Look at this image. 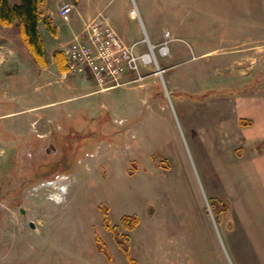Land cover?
<instances>
[{"label": "rangeland", "instance_id": "rangeland-1", "mask_svg": "<svg viewBox=\"0 0 264 264\" xmlns=\"http://www.w3.org/2000/svg\"><path fill=\"white\" fill-rule=\"evenodd\" d=\"M106 2L124 4L115 30L127 44L147 35L159 45L169 33L170 54L155 50L162 78L147 67L141 79L125 75L122 86L98 92L60 72L54 52L96 16L65 22L59 0L41 7L57 31L39 25L45 67L16 25L0 26V264H130L105 225L126 215L139 220L128 247L136 264H259L242 232L253 199L247 181L234 183L231 170L222 179L197 129L221 127L237 96L264 97V0ZM169 57L204 59L185 66L193 93L213 94L202 106L172 93Z\"/></svg>", "mask_w": 264, "mask_h": 264}, {"label": "crops", "instance_id": "crops-1", "mask_svg": "<svg viewBox=\"0 0 264 264\" xmlns=\"http://www.w3.org/2000/svg\"><path fill=\"white\" fill-rule=\"evenodd\" d=\"M63 1L71 2L74 5L70 17H72V13H74V16H97L101 14L100 10L97 11L98 9L110 8L111 13L109 12L106 15L109 17L111 26L115 30V27L118 24L120 25L118 18L120 12L118 9L123 8V3L119 6L109 7L110 4L106 0H59V4ZM93 1L98 2L93 3ZM130 15L135 17L132 15V10H130ZM141 27H144L142 23ZM73 31L75 33L76 29ZM155 39L156 37H154ZM124 43L127 44L125 41ZM134 43L136 42L127 45ZM180 50V46L175 47V52L178 53ZM170 57L168 61L166 60V70L169 73L168 82L174 88L172 93L181 92L186 94L189 98L187 100L192 102L191 105L194 108L202 106L201 104L213 94L205 91L199 95L193 93L195 89H192L186 81L188 71L185 66L190 60L196 59V62H202L204 59L202 57L186 58L187 62L182 64L176 58L170 59ZM199 67H197V70H199ZM231 114L221 127L208 126L197 130L201 141L205 144L215 171L221 175L222 179L224 175H227V170H231L232 181L236 184H239L242 177L246 179L248 190L251 191L253 199H249L247 202L249 208L246 217L248 227L247 231L242 232L259 264H264V97L237 96ZM227 144L234 145V150L231 151L233 157ZM245 154H247V162H242ZM233 158L237 162H233ZM256 192H259V194L263 192V199H256ZM240 220H242L241 217H237L238 223H241Z\"/></svg>", "mask_w": 264, "mask_h": 264}, {"label": "built area", "instance_id": "built-area-1", "mask_svg": "<svg viewBox=\"0 0 264 264\" xmlns=\"http://www.w3.org/2000/svg\"><path fill=\"white\" fill-rule=\"evenodd\" d=\"M74 6L71 2H62L58 7L59 17L67 22ZM171 37L168 32L162 34L159 45L151 43L146 37L141 42L127 45L118 36L105 14H99L89 20L83 31L62 50L68 74L83 81H92L98 92L109 91L122 86V78L136 74L141 79L143 68L154 67L153 74L162 78L164 70L158 64L159 57L169 54ZM146 45L147 51L138 50V45Z\"/></svg>", "mask_w": 264, "mask_h": 264}, {"label": "trees", "instance_id": "trees-1", "mask_svg": "<svg viewBox=\"0 0 264 264\" xmlns=\"http://www.w3.org/2000/svg\"><path fill=\"white\" fill-rule=\"evenodd\" d=\"M46 2L47 0H0V26H17L19 37L23 45L28 50L33 61L40 67H45L48 64L45 45L39 32L40 23L44 24L45 30L50 35H56L57 33L56 27L52 25L51 18L47 16L43 17L42 15L41 7ZM53 59L55 60L57 68L60 72L66 73L67 68L62 52L55 51ZM219 203H221V208L217 209V213L214 217L222 221L219 214L223 212L224 208L227 207V204L223 203V201H219ZM212 210L214 212V208ZM105 223L107 229L113 232L117 244L125 253L130 264H136V261L129 257L128 247L130 242L129 233L132 232L139 224L137 216H123L120 219L119 225L115 226H111L106 217ZM98 248L101 252L108 255L105 244L99 240Z\"/></svg>", "mask_w": 264, "mask_h": 264}, {"label": "flooded vegetation", "instance_id": "flooded-vegetation-1", "mask_svg": "<svg viewBox=\"0 0 264 264\" xmlns=\"http://www.w3.org/2000/svg\"><path fill=\"white\" fill-rule=\"evenodd\" d=\"M159 165H162V166L164 167V164H163V162H160V163H159ZM164 168H166V167H164Z\"/></svg>", "mask_w": 264, "mask_h": 264}, {"label": "water", "instance_id": "water-1", "mask_svg": "<svg viewBox=\"0 0 264 264\" xmlns=\"http://www.w3.org/2000/svg\"><path fill=\"white\" fill-rule=\"evenodd\" d=\"M165 92H167L166 89H165ZM166 94H167V93H166ZM30 225L33 227V224H32L31 222H30Z\"/></svg>", "mask_w": 264, "mask_h": 264}]
</instances>
